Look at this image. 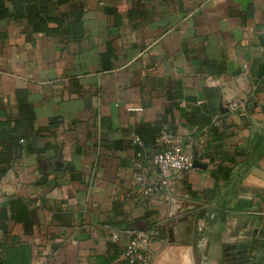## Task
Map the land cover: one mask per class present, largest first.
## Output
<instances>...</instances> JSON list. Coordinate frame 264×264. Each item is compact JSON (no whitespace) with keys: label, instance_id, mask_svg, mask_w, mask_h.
<instances>
[{"label":"crops","instance_id":"crops-1","mask_svg":"<svg viewBox=\"0 0 264 264\" xmlns=\"http://www.w3.org/2000/svg\"><path fill=\"white\" fill-rule=\"evenodd\" d=\"M84 3L87 38L78 45L44 34L28 41L21 23L0 20L1 120L18 118L16 92L27 90L37 130L62 122L37 145L52 147L25 155L0 182V203L21 197L37 215L29 233L10 222L32 247L30 264H98L107 255L128 264L124 232L157 228L164 239L152 242L149 264H264V0ZM109 46L115 59L104 72ZM235 100L238 113L229 109ZM165 116L176 135H195L200 166L146 199L128 143L135 127ZM149 178L158 181L154 170ZM0 244H11L1 230Z\"/></svg>","mask_w":264,"mask_h":264},{"label":"trees","instance_id":"trees-1","mask_svg":"<svg viewBox=\"0 0 264 264\" xmlns=\"http://www.w3.org/2000/svg\"><path fill=\"white\" fill-rule=\"evenodd\" d=\"M67 4H71V8L68 11H60L59 8ZM85 12L84 0H13L11 8L7 7L3 0H0V20L21 23L22 34L28 41H31L36 34H44L48 37L59 38L64 43L81 44L87 38V31L84 26ZM114 59V49L109 46L107 52L101 57L104 72L113 69ZM16 101L18 118L10 121L1 120L0 117V146L2 147L0 150V182L16 164L21 163L25 155L30 153L40 154L46 151V147H52L47 145L45 147L38 146L37 148V145L42 138L55 136L62 123L59 118H53L46 128L37 130L35 128L36 110L30 100L28 91L18 90ZM214 114H218L220 121L222 120L219 110ZM174 129L173 123L165 116L163 120L156 124L135 127L134 132L143 141V147L134 146L133 141L128 144L134 149L135 153L148 149H163L164 147L159 144L161 135L164 132L175 134ZM194 136L192 137L194 138ZM111 147L120 150L124 148V145L123 143H114ZM30 207L31 203L21 197L7 198L0 203V230L4 238L11 240V244H0L2 249L0 264L31 263V245L22 242L19 236L12 235L10 231L11 221L22 224L25 233L31 231V227L36 223L37 215ZM163 231L162 228H157L154 235L150 232L151 242L164 239ZM111 248H113V245ZM115 258L117 257L107 255L98 257L97 261L98 264H113ZM126 261L130 264L128 260Z\"/></svg>","mask_w":264,"mask_h":264},{"label":"built area","instance_id":"built-area-1","mask_svg":"<svg viewBox=\"0 0 264 264\" xmlns=\"http://www.w3.org/2000/svg\"><path fill=\"white\" fill-rule=\"evenodd\" d=\"M242 102L235 100L229 105L233 112L241 110ZM141 107H131L130 111H141ZM215 123H220V117H215ZM133 144L143 147V141L133 134ZM159 144L163 149H148L134 153L133 168L136 172L137 190L146 199H158L163 193L171 192L176 178L195 169V156L192 153L194 139L190 136L176 135L164 132ZM154 170L158 181L149 178ZM110 228L112 239L120 240L121 231ZM124 233L129 236L124 257L130 264H149L151 262V233L143 229H128Z\"/></svg>","mask_w":264,"mask_h":264},{"label":"water","instance_id":"water-1","mask_svg":"<svg viewBox=\"0 0 264 264\" xmlns=\"http://www.w3.org/2000/svg\"><path fill=\"white\" fill-rule=\"evenodd\" d=\"M263 45H264V41H263ZM62 157H63V156H62V154L60 153L59 156L54 160V166H55L56 169H60V170H62V169L65 168V165H64V163H63V158H62ZM194 165H195V168H197V167L200 166V164H199V162H198L197 159H195V161H194Z\"/></svg>","mask_w":264,"mask_h":264}]
</instances>
